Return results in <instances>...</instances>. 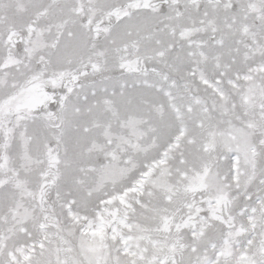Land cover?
<instances>
[{
	"label": "snow or ice",
	"instance_id": "1",
	"mask_svg": "<svg viewBox=\"0 0 264 264\" xmlns=\"http://www.w3.org/2000/svg\"><path fill=\"white\" fill-rule=\"evenodd\" d=\"M0 264H264V0H0Z\"/></svg>",
	"mask_w": 264,
	"mask_h": 264
}]
</instances>
